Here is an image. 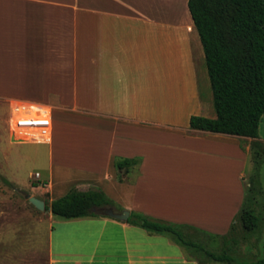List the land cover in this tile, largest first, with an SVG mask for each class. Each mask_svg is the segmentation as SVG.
Instances as JSON below:
<instances>
[{"label": "crops", "instance_id": "obj_1", "mask_svg": "<svg viewBox=\"0 0 264 264\" xmlns=\"http://www.w3.org/2000/svg\"><path fill=\"white\" fill-rule=\"evenodd\" d=\"M129 1L0 0V98L51 112L41 191L49 203L72 188L98 191L117 213L222 238L244 206L246 144L260 140L190 128L192 116L216 112L202 94L205 57L188 0L176 22ZM171 32L184 73L166 55ZM188 44L201 55L184 82ZM135 158L138 166H114ZM47 212L27 236L13 237L12 264H202L168 234Z\"/></svg>", "mask_w": 264, "mask_h": 264}, {"label": "trees", "instance_id": "obj_2", "mask_svg": "<svg viewBox=\"0 0 264 264\" xmlns=\"http://www.w3.org/2000/svg\"><path fill=\"white\" fill-rule=\"evenodd\" d=\"M187 7L202 44L216 112L215 119L192 116L190 128L259 138V126L264 118V0H188ZM254 147L262 148V144L255 142ZM140 163L139 158L121 159L114 166L121 171ZM108 207L121 211L102 192L77 188L50 203L45 201V211L50 210L53 216L64 220L98 217L97 211ZM127 223L149 233L168 234L191 255L194 250H204L183 235L181 226L134 212ZM238 227L247 233L258 228V217L245 205L222 238L236 232ZM205 253L217 263L232 261L224 253ZM252 264H264V260Z\"/></svg>", "mask_w": 264, "mask_h": 264}, {"label": "rangeland", "instance_id": "obj_3", "mask_svg": "<svg viewBox=\"0 0 264 264\" xmlns=\"http://www.w3.org/2000/svg\"><path fill=\"white\" fill-rule=\"evenodd\" d=\"M129 2L135 6L134 8L139 6L147 12L150 11L149 13L162 14L166 22H176L185 9L182 0H170V3H165L166 6H164L163 0H130ZM173 34L172 32L169 34L168 43L166 40V55L169 53L174 55L175 68L179 73H184V65L179 64L178 61L182 43H178L177 39L172 37ZM198 43L197 45L201 47L199 38ZM195 48L190 49L189 44L186 48L187 79L184 80V77L181 76L184 82L189 79L191 59L198 58L200 62L201 54ZM198 68L199 72L206 73L207 94H202L211 103L215 115L210 81L204 60L203 71L201 66ZM10 109L11 104L0 98V264H12L13 262L14 245L18 243L17 238L13 237L27 236L32 232L39 215L48 213L47 211L38 212L34 209L28 203L25 195L49 203V198L46 195L42 194L41 197L42 183L48 177L47 163L42 156L45 155L48 146L47 144L21 143L15 138L12 139L8 125ZM258 137L260 140L258 143L262 144V148L256 149L254 143L246 144L248 155L244 173V205L258 217V228L247 233L238 227L236 232L226 238H213L201 234L188 236L186 231L181 229L185 237L205 251L217 255L224 253L232 258L231 262L217 263L211 260L204 250H194L192 256L200 260L202 264H252L259 259L264 260V118L259 126ZM36 173L40 175L38 179L34 178Z\"/></svg>", "mask_w": 264, "mask_h": 264}, {"label": "built area", "instance_id": "obj_4", "mask_svg": "<svg viewBox=\"0 0 264 264\" xmlns=\"http://www.w3.org/2000/svg\"><path fill=\"white\" fill-rule=\"evenodd\" d=\"M11 138L21 143L49 144L52 138L50 110L42 105L16 104L11 106L9 118ZM34 178L38 179L36 173Z\"/></svg>", "mask_w": 264, "mask_h": 264}, {"label": "water", "instance_id": "obj_5", "mask_svg": "<svg viewBox=\"0 0 264 264\" xmlns=\"http://www.w3.org/2000/svg\"><path fill=\"white\" fill-rule=\"evenodd\" d=\"M28 203L32 205L37 211L43 212L45 211V203L41 199L36 197L25 195ZM96 211V210H94ZM100 215L109 217L112 219H116L119 221H127L129 218L130 213L126 210L122 211L121 213L115 212L112 208H101L97 211Z\"/></svg>", "mask_w": 264, "mask_h": 264}]
</instances>
